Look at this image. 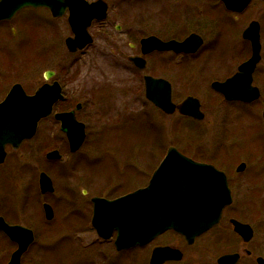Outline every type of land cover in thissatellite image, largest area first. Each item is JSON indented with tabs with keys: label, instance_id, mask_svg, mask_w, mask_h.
<instances>
[{
	"label": "flooded vegetation",
	"instance_id": "af4514ba",
	"mask_svg": "<svg viewBox=\"0 0 264 264\" xmlns=\"http://www.w3.org/2000/svg\"><path fill=\"white\" fill-rule=\"evenodd\" d=\"M84 1L87 3H94L98 0ZM103 1L108 5L106 18L102 21H90V25H87L88 28H86L88 35L92 38V43L86 48L76 51H70L67 46V41L75 38L69 20V7H66L60 16H55L53 12L46 7H25L10 17L6 14H0V40L2 43L0 46L6 47L8 53H10V48L6 44L11 38H19L20 30L24 32L32 31L29 28H23L30 23L34 26H41L44 37L49 38L54 36L56 38H61L63 43L62 52L60 54L58 53V58L56 57L54 59V63L60 64V66H55L49 71H45L43 77H40L41 79L39 77L32 78V74L36 72H31L30 63L34 64L33 67H31L32 69L38 68V62L40 64H47L46 50L41 53L40 56H34V60L29 59L25 61L27 65L23 67L22 70L18 69L15 71V68L13 69V60L3 61L8 64L0 65V105L7 100L10 93L17 85H20L21 91L29 97L35 95L37 91L44 86L58 87L60 89L59 96H61L60 98L57 96L48 97L49 100L58 98L52 106L51 115L42 119L38 124L35 136L29 140L23 141L17 149L13 144V128L9 127V121L13 112L11 110L12 106L10 105L6 110H0V221L3 222V225L5 223L10 227H23L31 231L33 235V241L21 255L20 264H25L26 262H28V264H67L70 258L67 261L66 259L73 255L74 250L80 253L77 259H81L82 261V258L90 254L91 258H93L92 260H96L95 262H89V264H98L97 261H101L98 252H100L105 245L108 248L111 247L110 249L115 252L120 260L126 256L127 252L141 249V247H137L130 250L117 251L114 244L116 233H113L112 238L108 240L100 238L97 235L95 228L92 226V198L101 196H92L88 199L91 207V213L88 216H84L85 214H82L83 216L81 214L73 215L74 213L72 210L70 220L65 223L64 221L62 222L60 214H62L61 207L63 200L61 196L57 197L60 191H57L58 186H56L54 179L44 170L37 168L38 172L32 178V174H29L32 183L26 189L28 194L27 199L23 201L24 205L21 214L19 213L20 208L15 204L16 190L18 191L19 187H21V185L17 186L15 182L17 181L15 174L16 153L18 154L28 146V152L30 154H41L45 163L51 164L52 166H59L64 160L68 163L69 157H74L76 154H79L86 144L89 136L88 128L79 118V113L82 111L84 104L78 102L76 99L70 98L67 89L75 85L76 72H78L76 66L78 57L80 55H85L90 48L97 44L99 45V42H101L104 46L111 49L112 56L116 58H114V60L124 61V67L135 76L137 88L133 92L134 96L132 95L135 101L134 103L130 102L128 106L137 104V100L139 104H141L144 95L145 101H143V103H147V106L149 105L151 108L148 109V112H144L142 109L137 110L135 112V121L137 122L141 116L147 117L148 113L151 111L153 113L156 112L158 116L160 115L165 120L167 119L169 124L177 117L181 119L182 122H187L191 126L199 127L204 123H208L211 126L223 123V108L219 109L220 106L232 105L236 108V106L241 105V107L246 109L262 101V98H264V67H262L264 66V0ZM1 2L0 0V4ZM159 14L160 16L167 14L168 18L166 20H163V17L159 19ZM151 37H155L162 42L176 41L179 43L193 38L191 40L193 41L192 45L198 44V49L195 53H176L174 51L155 50L144 54L142 42ZM256 37H259L260 42V61L252 73V85L259 89L260 98L251 103L244 101H229L222 92L214 88V84L226 83L240 72L241 67L253 57L254 44L252 40ZM62 57L68 58L64 68L60 61ZM135 58H143L146 61L145 69L139 68L132 62ZM145 76L166 80L170 84L171 98L175 104L182 103L188 97L197 99L200 103V112L203 115V119L198 120L190 116L182 115L177 110L172 114H166L160 110L145 96ZM175 78L184 80L188 85V89L199 95L176 97V95H174L175 85L173 82ZM127 84L130 86L129 82H127ZM207 91H209L210 94H208ZM22 96L23 94L17 97L18 100H21L23 98ZM133 97L131 99H133ZM72 112H74L76 120L85 125L86 131L83 147L77 152L71 151L68 135L62 129V121L56 119V115L69 114ZM126 112L128 111L126 110ZM209 112H215L216 118H210L208 121ZM47 121L51 122V126H53L50 130L48 141H46V144L49 142V146H46V144L45 146L34 145L40 133L41 126ZM170 129L173 130L172 127H170ZM231 133H233V131H231ZM199 136H201V134ZM223 137L224 136L220 139L217 138L215 141V144L219 146V151H214L212 149L210 153H208V150L205 148L208 138H197L198 141L202 139L205 140L206 145L204 146L194 141L193 138H189L190 140H188V138H170V143L161 159L167 154L168 148L173 146L194 162L213 167L225 175L231 191L232 203L223 210L220 223L204 235L211 233V231H219L228 224L235 240L237 239L245 245L243 249L244 254L237 251L222 253L217 258V264H219L218 260L221 257L231 255H237L238 257L235 264H240L244 258L250 259L253 264H258L260 259L264 260V162L260 160L261 166H253L251 173L248 174L247 171L249 170V166L248 163L245 162V159H253L255 161L264 159V150H258L256 148L257 144L256 147L255 145L253 146L255 141L259 143L258 141H264V138H248L251 141L250 147L244 152V156L242 155L236 158L234 155H231L228 149L225 150V148H228L234 139L239 138L237 135L234 138L233 134L232 137L229 138H227V136H225V138ZM61 138H65L66 141V147L64 149L59 146L61 144ZM185 139H187V144L184 146L185 148L180 147L178 143H182ZM52 152H57L60 158L49 159L48 154ZM125 153L126 152H124V154L122 153L123 155L121 157L124 160H126L127 154ZM213 153L220 155V163L215 161L214 157L216 156ZM66 155L69 157H66ZM138 162H141V158L135 155V170H137ZM156 167L157 165H155L152 172H154ZM43 173L52 181L54 189L52 192L43 193L41 190L40 178ZM19 176H23L27 179L28 174L26 170H24V172H19ZM20 194L21 193H17L18 199H20ZM85 194L86 192H84V195ZM255 194H258L259 197L255 198ZM123 195H118L110 199H116ZM52 198L54 199L52 200ZM240 202L241 207L239 208ZM38 204V210L36 211V207L34 206ZM250 204L256 206L255 210H252L253 213ZM57 205L60 209L59 212L57 211ZM46 206H49L51 209L50 214L52 217L50 219L46 216ZM235 206L236 209H234ZM31 208L34 212L32 215L28 213V210L32 212ZM254 211L259 212L256 214ZM21 217L23 219H21ZM255 219H257L258 223L261 222V229L259 230L253 225ZM234 220L247 225L249 229H251L252 235L249 241H245L244 238L235 231L233 225ZM67 225H70L72 231L70 230V234L65 237L66 233L63 235L62 232L64 229L63 226ZM257 232L261 233L259 242H255ZM24 233H26L24 235L28 234L27 232ZM88 233L94 236L91 242H87V244L83 246L73 243L70 248L66 247L68 239L77 242L79 238H82ZM60 235L62 236L57 241L58 244L53 243V245H48V243H46L48 242L47 239L57 238V236ZM40 238L45 239L46 242H42V246L38 249L37 246L40 244ZM25 239H27V237ZM0 240V243L5 245L4 247H0V249L7 247L5 253L0 251V255H2L0 256V264H9L14 253L19 249V243L9 237L1 228ZM218 242L217 247L226 243L224 239L222 241L220 238ZM251 244L256 246L255 250L254 247L251 248ZM110 249L107 252L103 250L104 254H107ZM207 250H209L208 247ZM109 254L110 253H108V255ZM104 258H106V255L102 256V259ZM25 259H28V261L25 262ZM53 260L55 261L54 263H52ZM171 263L176 262H170V264ZM105 264H108V259H106ZM109 264L119 263L111 262Z\"/></svg>",
	"mask_w": 264,
	"mask_h": 264
},
{
	"label": "rangeland",
	"instance_id": "374dc122",
	"mask_svg": "<svg viewBox=\"0 0 264 264\" xmlns=\"http://www.w3.org/2000/svg\"><path fill=\"white\" fill-rule=\"evenodd\" d=\"M158 17L159 19L163 17V20L168 18L167 14L162 16L159 14ZM23 28H29L32 31L24 32L20 30L19 38H11L6 44L10 48V53H8L6 47L0 46V65L8 64L3 61L13 60V69L15 68V71L18 69L22 70L27 65L25 61L29 59L34 60V56H40L46 50L47 64H40L38 62V68L32 69L31 67L34 64L30 63L31 72H36L32 74V78H42L45 71H49L55 66H60V64L54 63V59L56 57L58 58L57 54H60L63 50L62 39L54 36L49 38L44 37L41 26H34L32 23L25 25ZM0 44H2L1 40ZM114 58L111 49L104 46L101 42H99V45L97 44L90 48L85 55L78 57L76 64L78 71L76 72V82L67 91L70 98L76 99L78 102L84 104L82 111L79 113V118L87 125L89 136L79 154H76L74 157L66 155V157H69L68 163L64 160L59 166H52L44 162L41 154H30L28 152V146L18 154L16 153L15 174L17 181L15 182L17 186L21 185V187H19L18 191L16 190L15 204L20 208V214L24 205L23 201L27 199L28 191L26 189L32 183L29 174H32V178L37 174L38 169L50 174L56 186H58L57 191L60 192L57 194V197L61 196L63 200L61 207L62 214L60 215L62 222L64 221L65 223L70 220L72 210L73 215L85 214L84 216H88L91 213L88 199L92 196H101L110 199L118 195L133 192L144 186L155 165L158 166L163 160L161 158L170 143V138H188V140H190L189 138H193L201 146L206 145L205 140L198 141L197 138H208L205 148L210 153L212 149L219 151L218 144H215L217 138L220 139L222 136H224L223 138L225 136L229 138L232 137V134L235 138L237 135L239 139H234L232 144L228 148H225V150L228 149L231 155H234L236 158L242 155L244 156V152L250 147L251 141L248 138H264V119L262 117L264 98H262V101L246 109L241 107V105L236 106V108L232 105L220 106L219 109L223 108V123L211 126L208 123H204L199 127L191 126L187 122H182L177 117L174 118L173 122H170L172 124L170 125L167 119L165 120L160 115L158 116L156 112L153 113L151 111L147 117L141 116L138 122L135 121V112L137 110L142 109V111L148 112V109L151 108L149 105L147 106V103H143L145 101L144 95L142 98L143 104H139L137 100V104L128 106L130 102L134 103L135 101L133 97V92L137 88L135 76L124 67V61L114 60ZM67 59L65 57L60 59L63 68L68 61ZM127 82L130 83V86ZM173 82L175 85L174 95L176 97L199 95L194 91H190L184 80L175 78ZM207 93L210 94L209 91ZM132 97L133 99H131ZM209 115L208 121L210 118H216L215 112H209ZM51 125L52 123L47 121L41 126L40 133L34 145L45 146L49 138L50 130L53 128ZM130 133L136 134L140 138H128ZM200 134L201 136H199ZM65 142V138H61V144L59 146L63 147V149L66 147ZM258 142L255 141L253 146L255 145L256 147L257 144L256 148L258 150H264V141ZM48 143L46 146H49ZM186 144L187 139L182 143H178L183 148H185L184 146ZM124 152H127V161L121 158ZM213 154L217 157H214L215 161L220 163V155ZM135 155L141 158V162L137 163V170L134 169ZM260 160L264 162V159L256 161L253 159H245V162L249 166L248 174L251 173L253 166H261ZM24 170L28 174L27 179L19 176V172H24ZM84 192H86L85 195ZM17 193H21L20 199L17 198ZM254 197L258 198L259 196L255 194ZM250 205L252 206L253 204ZM38 206L39 204L34 206L36 207V211L38 210ZM240 207L241 202L239 204ZM250 208L252 211L255 210L256 206ZM234 209H236V206ZM57 211H60L58 205ZM258 212L254 211L256 214ZM28 213L31 215L34 214L33 209L32 212L28 210ZM21 219L23 218L21 217ZM254 222L253 225L256 229H261V222L258 223L257 219ZM63 228L62 233L63 235L66 233V237L72 229L70 225L63 226ZM88 230L90 231L89 228ZM231 232V228L227 224L219 231H211V233L198 238L193 246L186 245L180 236L169 232L145 248L127 252L126 256L121 260L110 249L111 247L108 248L105 245L98 252L101 261L98 260L97 262L98 264H105L106 259H108V264L111 262L119 264H149L154 247L170 246L181 250L184 254L181 262L171 264H217V258L222 253L237 251L244 254L243 249L245 245L239 240H235ZM89 235L90 238H85V242H90L92 237H94L93 234H88L87 236ZM61 236L47 239L48 242L40 238V244L37 248L39 249L42 246V242H46L48 245H53V243L58 244L57 241ZM219 238L222 241L223 239L226 241V243L221 245L222 247H217ZM260 239L261 233L257 232L255 242H259ZM75 243L79 245V242ZM255 245L251 244V248L254 247V250L256 249ZM4 246L0 243V247ZM207 247L209 250H207ZM6 249L7 247L0 249V251L5 253ZM109 249L110 251L108 253L110 254H104L103 250L107 252ZM105 255L106 258L102 259V256ZM79 256L80 253L74 250L73 255L66 259L67 261L70 258L67 264H89V262H95L96 260H92L93 258H91L90 254L85 256L86 258H82V261L81 259H77ZM28 259H25V262ZM54 262L53 260L52 263ZM25 264H28V262ZM240 264H253V262L250 259L244 258Z\"/></svg>",
	"mask_w": 264,
	"mask_h": 264
},
{
	"label": "water",
	"instance_id": "95a60500",
	"mask_svg": "<svg viewBox=\"0 0 264 264\" xmlns=\"http://www.w3.org/2000/svg\"><path fill=\"white\" fill-rule=\"evenodd\" d=\"M47 7L55 16L62 15L66 7H70L73 16L70 18L76 38L67 41L71 51L83 49L92 43L87 34V25L90 21L102 20L106 17L108 6L102 0L88 4L83 0H2L0 14L11 16L23 7ZM84 21H78L75 18ZM85 25L81 27L83 24ZM81 24V25H80ZM192 39L184 43H163L155 37L142 42L143 53L154 50H175L176 52H196L198 44L192 45ZM254 54L250 61L245 63L240 73L226 83L214 84V88L222 92L228 100H242L252 102L260 97L259 90L252 88V72L260 61L259 39L252 40ZM136 66L145 69L146 62L141 58L132 60ZM146 96L157 107L168 114L174 113L178 108L183 115L196 119H203L200 105L197 100L187 99L179 106L171 103L170 85L161 79L146 77ZM60 89L55 86H44L32 96H26L17 85L7 100L0 105V110L10 105L12 116L9 127L13 128V144L17 149L26 139H31L37 130L38 122L51 114L52 106L58 98L49 100V96H59ZM23 94V98L18 100ZM80 108V106H79ZM56 119L62 121V129L68 135L72 152H77L83 145L86 134L85 125L79 123L74 112L57 115ZM12 134V133H11ZM49 159L60 158L57 152L48 154ZM40 186L43 193L52 192L51 179L42 174ZM231 203V194L223 174L212 167L196 164L170 148L167 156L153 174L149 185L133 194L115 201L93 199L94 217L93 226L100 237L111 238L117 232L116 248L126 250L138 245L144 246L168 230L181 234L188 244H193L201 234L216 226L221 219L222 210ZM50 207L46 206V216L52 217ZM0 228L19 243V249L9 264H20L21 255L33 241L31 231L22 227H10L0 221ZM245 241H249L252 233L246 226L236 224ZM27 232V235H24ZM27 237V239H25ZM183 254L170 247L154 249L150 264H165L169 261H181ZM237 256H226L219 260L220 264H235ZM259 264H264L260 259Z\"/></svg>",
	"mask_w": 264,
	"mask_h": 264
},
{
	"label": "bare ground",
	"instance_id": "6f19581e",
	"mask_svg": "<svg viewBox=\"0 0 264 264\" xmlns=\"http://www.w3.org/2000/svg\"><path fill=\"white\" fill-rule=\"evenodd\" d=\"M129 135H130V136H128V138H140V137H137L136 134H132V133H130ZM126 153H127V152H126ZM126 153H125V154H126ZM123 154H124V153H123ZM88 234H90V233H88ZM88 234H86V235H84L82 238H79V239H78L77 242H79V243H78L79 246H83V245L87 244V242H85L84 239H85V238H90V235L87 236ZM92 240H93V237H92ZM90 242H91V240H90ZM73 243L76 244V243L73 242L71 239H68V242L66 243V247L70 248L71 245H72ZM66 250H67V249H66Z\"/></svg>",
	"mask_w": 264,
	"mask_h": 264
}]
</instances>
